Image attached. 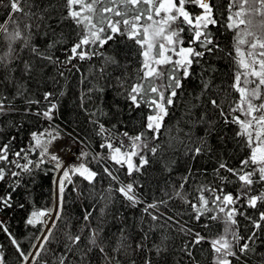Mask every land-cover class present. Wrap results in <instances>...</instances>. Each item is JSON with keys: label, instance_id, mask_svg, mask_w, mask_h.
<instances>
[{"label": "snow or ice", "instance_id": "snow-or-ice-1", "mask_svg": "<svg viewBox=\"0 0 264 264\" xmlns=\"http://www.w3.org/2000/svg\"><path fill=\"white\" fill-rule=\"evenodd\" d=\"M0 10V264H205L206 244L209 264H264V0ZM37 171L50 204L33 199ZM69 198L92 201L79 226Z\"/></svg>", "mask_w": 264, "mask_h": 264}, {"label": "trees", "instance_id": "trees-1", "mask_svg": "<svg viewBox=\"0 0 264 264\" xmlns=\"http://www.w3.org/2000/svg\"><path fill=\"white\" fill-rule=\"evenodd\" d=\"M2 11V10H0ZM89 65L85 64L84 65V70H85V76L87 79L85 80L84 87H91V83H89V80L91 77H88V69ZM66 75H70V80L68 84L67 91L65 93V96L62 100V106L64 109H66V115H71L72 110L75 108V105L77 103L76 97L79 95V77H80V72L77 70L72 71L70 74L66 73ZM107 96L109 99H112L113 97V91H108ZM180 105H178L175 109L172 111V117L171 120H168L166 118V123H172L177 117L180 116ZM166 132V129L164 130ZM21 135H24L23 133ZM35 155V154H33ZM50 176L51 173L45 174L42 171H37L34 177V182L32 180H29L28 183L31 185V191H32V196L33 199L36 201L37 206H42L45 201L47 200L48 203H51L50 200V187H51V181H50ZM209 179L211 177L209 176ZM27 180V177H26ZM107 182V181H105ZM97 188L100 187L99 183L96 185ZM85 188H87V185H85ZM158 194V193H157ZM18 196L20 195L19 193L17 194ZM71 202H66L65 206V212L69 215V217L72 219L73 223L77 226L82 222V213L83 209L85 207H89V205L92 203V201L89 200H74L71 199ZM142 207V205H141ZM27 208V206H26ZM99 208V204L97 205V209ZM136 215H139V208L136 209ZM24 212L23 211H17L15 215L12 217L11 221V227L15 233H17L20 237H28L29 239V233L30 232H35L36 230L30 226H26L24 224ZM93 222L95 223V214L93 216ZM65 229V224L64 222H61L58 227H57V236L59 237L62 233V231ZM110 233L115 234L116 228L114 226L110 227L109 229ZM0 242L7 244L8 241L5 239L3 233H0ZM25 246L28 244V239H25L23 241ZM113 244H114V239H113ZM205 254H204V261L205 264H209L210 262V255H209V249L207 244L204 246Z\"/></svg>", "mask_w": 264, "mask_h": 264}]
</instances>
